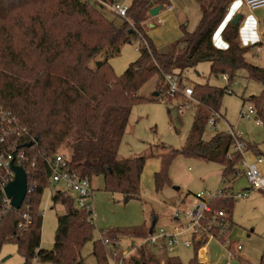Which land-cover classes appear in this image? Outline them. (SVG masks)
Listing matches in <instances>:
<instances>
[{
    "label": "trees",
    "instance_id": "trees-1",
    "mask_svg": "<svg viewBox=\"0 0 264 264\" xmlns=\"http://www.w3.org/2000/svg\"><path fill=\"white\" fill-rule=\"evenodd\" d=\"M118 0H0V137L5 142L0 150L23 154L22 168L28 172L30 190L19 210L7 209L2 188L6 174L0 169V249L13 242L23 257V264L32 260L52 264H82L80 252L93 240V213L77 209L75 201L64 191L51 195L53 206L61 205L51 251L40 249L42 216L40 199L49 180V161L57 153L68 150L69 169L91 181L102 177L105 191L134 199L140 194V175L144 158L119 160L118 148L126 129L132 107L141 102L139 90L153 79L165 84V75L179 80L200 63H209L216 78L226 75V88L194 85L193 123L184 148L162 156V167L154 175L157 192L168 183L167 170L177 155L215 163L222 168L221 180L234 184L239 177L242 156L233 151V138L216 132L209 141L203 132L213 113H220L221 101L237 72H246L249 80L261 84L259 97L243 100L255 110V119L264 127V68L248 64L245 55L255 43L243 46L238 25L226 23L220 33L226 49L214 46L212 38L223 23L227 8L235 0H209L203 8L199 24L167 52H159L146 32L148 11L165 5V0H132L126 17L114 26L101 12ZM162 10V9H161ZM137 40L138 59L119 77L109 60L120 53L121 46ZM100 54L103 59L89 64ZM182 86V85H181ZM160 95V92H159ZM178 98L181 95H176ZM6 114H10L7 116ZM15 118L17 125L8 123ZM31 144L25 148L24 145ZM247 147V144H246ZM247 150V149H246ZM64 155V154H63ZM49 185V184H48ZM231 191V188H230ZM210 213L224 211L232 229V198H217L209 203ZM25 215V219L23 218ZM21 226V227H19ZM147 233H131L143 240ZM125 233L99 231L93 240L92 252L96 264H109V258L123 264L118 245ZM204 242H193V258L189 264H199L197 252ZM233 255V248H229ZM120 260V261H119ZM124 264H182L176 257L160 258L156 253L138 247ZM260 264H264V253Z\"/></svg>",
    "mask_w": 264,
    "mask_h": 264
},
{
    "label": "rangeland",
    "instance_id": "rangeland-1",
    "mask_svg": "<svg viewBox=\"0 0 264 264\" xmlns=\"http://www.w3.org/2000/svg\"><path fill=\"white\" fill-rule=\"evenodd\" d=\"M129 2L130 0H125L123 3L128 5ZM208 2L209 0L203 1L204 4ZM170 3L172 11L165 6L156 17L153 27L149 29L146 27L155 49L164 53L169 50L170 44L184 37L179 28L181 25H187L185 32L192 33L200 21L197 0L189 2L171 0ZM243 11L244 16L252 12L259 22V32L264 34V8L248 11L243 7ZM100 12L114 26L120 25L121 20L111 16L106 9H101ZM260 43L261 46L251 48L247 52L245 60L252 66L264 68V36L261 37ZM139 47L137 40L123 44L119 55L109 60L115 76H121L129 65L138 59ZM102 59L103 54L98 55L89 67L94 68L95 63ZM181 81L182 86L191 88L194 85L206 84L214 88H226L220 76L216 78L211 74L209 63H200L194 70L187 71ZM164 87L165 84L157 83V80L153 79L139 90L138 97L142 101L131 109L117 152L119 160L145 159L140 175L139 196L124 202V197L105 191L102 177L91 179L90 207L96 228L93 240L99 237L100 230L125 233L118 245L120 260L124 259V263L128 262L139 246L148 249L145 245L141 246L143 240L133 237L131 233L144 234L153 222H155L156 232L160 229L170 231L176 213L179 215L180 222H184L183 215L195 209V204L199 203L195 198L196 194L202 193L207 199L209 197L206 194L211 196L228 188L221 180L223 170L219 165L177 155L167 170L168 183L160 192L156 191L154 175L162 167L161 157L170 155L171 151H181L184 148L195 113V101H188L177 96L170 99L167 91L162 94ZM228 89L232 94H224L220 109L225 120L217 122V131L206 125L203 140L209 141L214 133H228L229 128H232L242 136L244 161L255 164L259 157L262 158L263 164H256L260 175L264 178V127L257 124L255 116H245L250 103H246L242 108L243 100L259 97L262 92L261 84L249 80L246 72L240 70ZM155 93L157 96H154ZM187 103L188 106L183 107L179 112L178 106ZM247 143L258 146L260 152L254 154L246 150ZM63 152L67 158L68 150L64 148ZM243 168L244 166L239 167V177L230 186L231 197L238 192L250 189V185L242 176ZM45 186L47 187L43 191L39 205L42 216L40 249L51 251L57 228V216L64 212L61 205L53 206L51 195L56 191H64L65 195H69V192H66L62 184L49 183V180L46 181ZM231 222L232 229L225 238L226 243L214 239L206 244L204 254L207 261L204 264H260L264 253V191H251L247 198L240 200L233 197ZM93 240L86 243L80 252L82 264H96L92 252ZM230 247L233 248V256L229 253ZM236 247H240V250L237 251ZM193 255L192 247H179L172 253L158 256L160 258L176 257L182 264H189ZM0 264H23V257L15 243L2 245ZM31 264L52 263L34 259ZM109 264L117 263L110 257ZM199 264L203 263L199 262Z\"/></svg>",
    "mask_w": 264,
    "mask_h": 264
},
{
    "label": "built area",
    "instance_id": "built-area-1",
    "mask_svg": "<svg viewBox=\"0 0 264 264\" xmlns=\"http://www.w3.org/2000/svg\"><path fill=\"white\" fill-rule=\"evenodd\" d=\"M233 3H237L239 7H245L248 11L264 8V0H235ZM128 7L129 6L126 4L115 2L113 5L108 6L107 8H109L111 12H113L117 17L125 18ZM166 8L168 10L172 9L170 6H167ZM233 17L234 16H231L228 22H230ZM220 78L222 81L227 82L226 75H221ZM164 79L168 85L167 95L170 99H174L176 95H181L188 101H194L192 98L191 87L181 86L179 80L169 74L165 75ZM228 93L231 94L232 92L228 90ZM186 106H188V103L186 105L178 106L179 112H181L183 107ZM0 114L2 116L4 115L3 112H0ZM6 115L10 116V114ZM245 116H255V110L252 105L247 107V114ZM220 120H222L221 114L213 113L208 119L207 126L211 127L212 130L217 131V122ZM255 120L257 121L258 125L262 126L260 119ZM6 122L12 123L15 126L17 125V121L13 117H10V119H8ZM228 134L233 138V151L240 153L242 156L241 166H244L242 170V176L250 185V189L238 192L233 197L236 200H240L247 198L251 191H264V178L260 175L257 169V164H261L263 162L262 158L259 157L257 159V164H249L245 162L243 158L244 144L242 138L233 130H231V128H229ZM5 136V132H3L2 137H0V144L5 142ZM10 150L11 151L8 153H4L0 150V169L6 174V183H4V186L13 178V173L10 170V163L13 162L14 165L22 167L21 164L25 162L23 154H13L15 151L14 147H12ZM48 165L50 169V182L62 184L66 192H69V195L74 199L77 209L86 210L87 212L93 213L90 207V200L92 196L91 181L87 178H81L76 172L71 171L69 169L65 155L61 153H57L53 160L49 161ZM26 174L28 178V172H26ZM223 183L226 184L228 188L223 191H218L216 194H212L211 196L206 194L207 197H209L207 199L204 198L202 193L196 194L195 198L197 202L199 201V203L195 204V209L193 211H188L183 215L184 222H180L179 215L176 213L175 217L173 218V227L170 231L160 229L159 232H156L155 228L153 227L152 232L149 234V229H147V236L143 239L141 246L145 245L150 251H153L159 255L172 253L179 247L190 248L193 246V242L200 240L204 242V245L201 248H205L209 241L221 239L224 233L230 228L226 213L224 211H215L210 216V218H207V214L210 213L209 203L212 200L226 197L232 198L233 200V197L230 195V182L225 183L223 181ZM29 191L30 190L28 189L27 185L26 195H28ZM3 203L7 209H13L9 205V200L6 199L4 194ZM23 218L25 219V215H23ZM200 249L197 252V258ZM236 250L239 251L240 247H236ZM230 255L233 256L232 254Z\"/></svg>",
    "mask_w": 264,
    "mask_h": 264
},
{
    "label": "crops",
    "instance_id": "crops-1",
    "mask_svg": "<svg viewBox=\"0 0 264 264\" xmlns=\"http://www.w3.org/2000/svg\"><path fill=\"white\" fill-rule=\"evenodd\" d=\"M131 1L132 0H130V2H129V4H128V6L130 5V3H131ZM170 1L171 0H165V5L163 6V8L166 6H170L171 7V3H170ZM184 1H190V0H184ZM203 1H205V0H197V2H198V8H199V12H200V19H201V16H202V10H203V8L204 7H207L208 6V4H209V2L208 3H206V4H204L203 3ZM118 3H122V4H124L123 2H125V0H118L117 1ZM163 8H162V10H163ZM172 8V7H171ZM245 8V7H244ZM107 11H108V13L111 15V16H114V17H117L113 12H111V10L109 9V8H105ZM172 11V10H171ZM245 11V10H244ZM244 11H243V7H239L238 6V4L237 3H230V5L228 6V8H227V14H226V17H225V19H224V22H228V20H229V18L231 17V16H236V15H240L241 17H242V19H241V23H240V28H239V37H240V42H241V44L243 45V46H249L250 44L252 45V44H255V43H260V41H261V37L262 36H264V34H263V32L261 33V32H259V30H258V25H259V22H258V20H257V18L252 14V12L251 13H247V15H245L244 16ZM253 11V10H252ZM119 18V17H118ZM199 19V20H200ZM119 20H121V18H119ZM155 21H156V17L155 18H150V20H149V24H148V29L149 28H152V27H150V25H154V23H155ZM200 22V21H199ZM186 26L187 25H181L179 28H180V30H181V34H184V31H186ZM222 26H224V24H222ZM220 28H224V27H220ZM220 28L218 29V31H216V33L214 34V36H213V38H212V41H213V43H214V46L216 47V48H221V49H225V47H226V45H225V43L221 40V38H220V33H221V30H220ZM146 34H147V36H148V33L146 32ZM149 37V36H148ZM150 39V38H149ZM183 39V38H182ZM181 39V40H182ZM181 40H179L178 42H176V43H173V44H170L169 45V48L171 47V46H173V45H176V44H178L179 42H181ZM260 40V41H259ZM224 82V81H223ZM225 83V82H224ZM232 94V93H231ZM244 106H243V104H242V108H243ZM220 114H221V117H222V119L223 120H225L224 119V117H223V115H222V113L220 112ZM231 130H233L232 128H231ZM234 131V130H233ZM235 132V131H234ZM236 134H237V132H235ZM239 135V134H238ZM241 138H242V136L241 135H239ZM242 141H243V139H242ZM246 149L248 150V151H250V152H252V153H254V154H258L260 151L258 150V146H256V145H250V144H248L247 143V147H246ZM260 155V154H259ZM263 164V162L261 163V165ZM137 234V233H136ZM205 248H201L200 249V251H199V253H198V261L200 262V263H206V261H207V259H206V254H204L205 253ZM201 252H202V254H201Z\"/></svg>",
    "mask_w": 264,
    "mask_h": 264
},
{
    "label": "water",
    "instance_id": "water-1",
    "mask_svg": "<svg viewBox=\"0 0 264 264\" xmlns=\"http://www.w3.org/2000/svg\"><path fill=\"white\" fill-rule=\"evenodd\" d=\"M161 9H162V6H156V7L151 8L148 11V16L150 18L157 17L159 12L161 11ZM241 19H242V17L240 15H236V16H234L232 18L230 23L233 24V25H238L240 23ZM223 23H224V21H223ZM222 24H221V26H222ZM152 26L153 25H150V27H152ZM154 96H157V93H155ZM30 146H31V144L24 145L25 148H28ZM10 170L13 173V178H12V180L10 182H8L3 187L2 191H3V194L6 197V199L9 200V205L14 210H19L21 208V206L23 205L24 200L26 198V193H27V174H26V172L24 171V169L22 167L14 165L13 162L10 163ZM127 201H128V199L125 198L124 202H127ZM154 224H155V222H153L151 224V226L149 227V231H148L149 234L152 232Z\"/></svg>",
    "mask_w": 264,
    "mask_h": 264
},
{
    "label": "bare ground",
    "instance_id": "bare-ground-1",
    "mask_svg": "<svg viewBox=\"0 0 264 264\" xmlns=\"http://www.w3.org/2000/svg\"><path fill=\"white\" fill-rule=\"evenodd\" d=\"M224 23H226V22H224Z\"/></svg>",
    "mask_w": 264,
    "mask_h": 264
}]
</instances>
